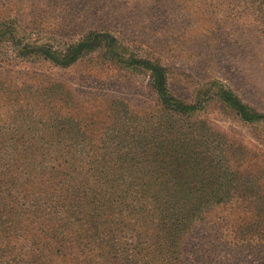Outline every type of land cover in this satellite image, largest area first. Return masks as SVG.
Returning <instances> with one entry per match:
<instances>
[{"label":"rangeland","instance_id":"rangeland-1","mask_svg":"<svg viewBox=\"0 0 264 264\" xmlns=\"http://www.w3.org/2000/svg\"><path fill=\"white\" fill-rule=\"evenodd\" d=\"M185 1L0 0V23L14 30L21 45L48 46L58 54L89 29L106 27L132 53L161 58L174 96L189 102L203 83L218 80L264 113L262 20H219L214 38L184 49L192 56L177 57L185 42L176 38V27L193 19ZM4 37L0 150L25 149L34 157L33 165L18 164L20 172L34 176L60 164L77 173L84 167V178L71 183L82 180L84 205L98 210L103 198L118 207L130 202L139 213L142 197L173 202L165 214L179 210L180 200L191 203L199 207L192 228L178 240L161 230L155 244H167L182 264H203L206 253L196 259L203 245L219 232L226 239L241 232L246 249L233 258L210 252L216 259L211 264H264V123L242 121L215 97L189 118H171L159 111L147 72L113 67L98 51L61 66L19 54L22 46ZM126 234L125 242H133Z\"/></svg>","mask_w":264,"mask_h":264},{"label":"trees","instance_id":"trees-1","mask_svg":"<svg viewBox=\"0 0 264 264\" xmlns=\"http://www.w3.org/2000/svg\"><path fill=\"white\" fill-rule=\"evenodd\" d=\"M185 2L189 18L193 19L190 23L180 22L176 27V38L185 42L184 45L178 42V50L182 52L177 51V57L192 56L189 51L184 53V49L215 37L220 23L252 15L251 18L261 19L264 25V0ZM158 12L155 9L151 18H157ZM0 35L5 36L3 40L22 46L19 54H37L57 65L67 66L83 54L98 51L103 62L113 67L147 72L159 111L171 118H189L204 107L205 100L215 97L242 121L264 123V113L250 108L218 80L205 82L202 86L199 83L200 87L194 90L189 102L174 96L169 90L167 69L161 58L132 53L124 45L126 43L106 27L89 29L77 42L67 45L61 54L52 52L48 46L21 45L14 30L4 28L3 23H0ZM157 42L160 48H166L165 42ZM34 163V157L29 156L25 149L0 150V264H182L171 255L173 249L165 243L159 246L155 241L161 230L167 239L178 240L194 225L199 207L180 200L179 210L165 214V208L170 207V203L174 205L173 202L144 196L140 213L133 212L130 202L118 207L110 203V198H103L100 203L103 210H98L84 205L88 193L82 180L77 184L71 183V180L84 178V167H80L81 171L77 173L76 167L60 164L57 168L50 167L48 173L38 169L40 174L35 172L34 176L20 172L24 168L18 164ZM156 214L159 215L155 217ZM132 218V227H129ZM147 222L153 229L147 228ZM126 231L131 233L133 242H125ZM237 233L238 236L233 237L237 238L236 241L222 237L221 232L209 241L206 239L208 242L196 259L206 253L201 259L209 262L203 264H211L216 259L209 256L210 252L230 253L233 258L240 249H246L242 243L247 235Z\"/></svg>","mask_w":264,"mask_h":264}]
</instances>
